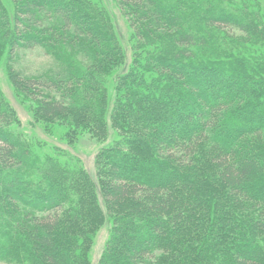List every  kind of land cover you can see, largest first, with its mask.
Here are the masks:
<instances>
[{"label":"trees","instance_id":"obj_1","mask_svg":"<svg viewBox=\"0 0 264 264\" xmlns=\"http://www.w3.org/2000/svg\"><path fill=\"white\" fill-rule=\"evenodd\" d=\"M115 1L124 71L103 0H0V66L33 125L70 146L113 130L96 185L11 130L0 92V261L91 264L107 222L98 264H264V0ZM37 47L49 69H14Z\"/></svg>","mask_w":264,"mask_h":264},{"label":"rangeland","instance_id":"obj_2","mask_svg":"<svg viewBox=\"0 0 264 264\" xmlns=\"http://www.w3.org/2000/svg\"><path fill=\"white\" fill-rule=\"evenodd\" d=\"M103 3L111 15L117 36L125 50V62L121 67V71H124L130 64L131 52L128 40L131 34V29L128 26L125 18L121 15L115 0H103ZM52 62V58L45 55L42 49L37 47L20 53V57H17L15 61L14 69H22L25 70L27 74H35L37 72L49 69L52 66ZM0 92L9 105L13 108V111L16 113V116L19 119V124H12L11 130L24 137V139L26 138L28 141H45L49 145L60 147L61 150L69 153L71 155L70 157H75L83 169L91 176L95 184L98 185L99 178L96 174L95 158L99 149L111 142L113 137L112 129L109 130V136L105 140L92 137L87 132L81 133L76 136L74 145L70 146L67 143H62V141H59L57 136L48 137L43 133L37 124L33 125V100H31V97L27 95L24 96L15 91V88L10 81V76L8 75V68L6 67L4 69L3 64L0 66ZM111 96L113 97L112 93ZM110 105H112V98ZM98 200L103 206L100 191L98 192ZM109 229L110 223L107 222L96 228L89 247V258L91 264H98V260L106 245ZM0 264L11 263L7 262V260H2L0 261Z\"/></svg>","mask_w":264,"mask_h":264}]
</instances>
